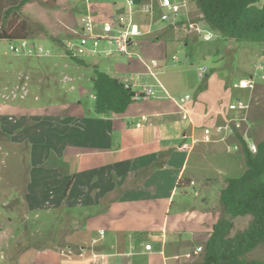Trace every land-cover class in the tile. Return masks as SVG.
Here are the masks:
<instances>
[{
	"label": "rangeland",
	"instance_id": "1",
	"mask_svg": "<svg viewBox=\"0 0 264 264\" xmlns=\"http://www.w3.org/2000/svg\"><path fill=\"white\" fill-rule=\"evenodd\" d=\"M48 3L43 0H30L20 10L13 12L7 19V24L16 26L19 22L27 23L34 33L33 38L28 40L29 46L40 45L49 50L50 55L26 54L20 47V41L0 39V72H5L9 61L23 63L26 65L23 69L27 71L19 79L20 85L16 75H0V264H65L61 256L64 257L66 253L64 242L72 227L69 224L71 215L64 211L67 209L66 200L59 205L54 202L57 199L54 193L61 192V188L55 183H50L49 187L52 188L49 197L47 194L42 195L44 191L41 188L33 187L34 184L38 185V176L37 180H33L38 174H34L32 178L29 173L34 169L38 170V167H46L38 163L50 151L54 141L64 144L69 139V128L66 126L68 121L75 119L72 116L62 117L65 111L70 113L79 109L86 117L93 114L94 66L97 65L100 70L114 75V70L118 68L128 70V63L136 58L123 54L106 56L97 52L80 56L83 63H79L66 53L67 41L78 36L81 17L90 12L97 20V26L113 22L116 16L125 20L128 12L127 0H50ZM263 3L264 0H260L256 5L262 6ZM188 6L189 10H183L184 7L180 6L179 14L185 17L182 13H186L190 22H196L201 13L192 0L188 2ZM181 26L183 25L180 24ZM137 39L134 37L135 41ZM229 40L216 33L214 39L204 41L201 35L190 32L187 45L177 42L173 47L168 46L166 59L162 49L163 53L158 57L160 61L156 60L165 72L170 71L172 76L179 77L180 84H167V79L170 80L169 72L163 75L159 70L158 79L165 89L156 88L151 101L167 96L177 101L186 99L190 101L184 105L188 109V106L197 101L201 91H208L215 98L214 103L225 105L227 111H234L228 108V104L239 99L248 102L252 96L248 110L234 111L236 113L233 116L244 120L242 127H248L247 133L242 134L246 143L257 144L264 137V78H261L264 75V44L233 40L230 44ZM11 45L18 47V51H12ZM104 48L105 44H101L98 50ZM130 50L142 56L136 46L130 47ZM174 55L178 57V61L173 59ZM207 73L209 76L216 73L219 80L226 82L224 85L229 87V92L222 89L219 84L221 81L217 82L214 92V86L207 84ZM249 74L252 75L255 85L253 89L241 85L243 78L251 79ZM40 79L48 81L49 84H41ZM151 81L155 83L154 79ZM219 87L225 94L218 92ZM206 100L204 98L199 103L204 109L211 105ZM151 101L134 100L127 110L140 114L148 109ZM85 119L77 118V121L82 122ZM230 124L233 126L232 131L228 132L231 136L224 145L226 148L219 143L215 145L224 147L223 158L213 155L212 151H206L201 163L194 164L192 154L185 173V176H194V186L197 187L204 183L205 178L210 177L212 192L207 197L209 207L206 209H221L219 197L217 198L221 187L228 178L240 176L246 167L240 141L235 133L236 131L241 135L244 130L239 132L235 120ZM51 126L58 128V131L45 132ZM213 130L215 131L214 128ZM234 145L240 146V149H233ZM216 158L220 160L219 165ZM223 160H226L225 166ZM217 169L220 171L216 172ZM192 186L179 190L169 203H165L164 209H171V213L175 209H205L202 195L198 196ZM233 219L232 234L245 228L250 216ZM204 236L205 233L192 239V243L200 244ZM248 257L251 258L249 255ZM248 257L246 256L247 259ZM198 261L199 257L193 264Z\"/></svg>",
	"mask_w": 264,
	"mask_h": 264
},
{
	"label": "crops",
	"instance_id": "2",
	"mask_svg": "<svg viewBox=\"0 0 264 264\" xmlns=\"http://www.w3.org/2000/svg\"><path fill=\"white\" fill-rule=\"evenodd\" d=\"M115 18L112 20H124L118 16ZM143 18L142 26L149 28L150 32L137 37L132 47L136 46L145 58L160 61L158 57L164 50L163 57L166 59L168 46L173 47L177 42L187 45L190 41L187 26L174 27L157 20L149 24ZM182 18L186 25L187 19ZM229 42L232 44L233 41ZM174 57L178 61V57ZM158 65L160 74L169 72L170 82L167 79V84H180L179 77L172 76L170 71L165 72L160 62ZM23 66L26 65L9 61L5 72H0V75H16L19 84V79L27 73ZM128 66L126 71L119 68L114 70L112 76L121 79L144 69L137 58H133ZM205 77L206 80L209 77L207 84L214 86V92L220 81L222 89L229 92V87L224 85L226 82L219 80L216 73L211 76L207 73ZM39 82L49 84L43 79ZM207 84L205 81V87ZM158 89L164 90L165 87ZM222 89L219 87L218 92L225 94ZM204 98L211 103L208 109L199 105ZM157 99L146 100L151 101L150 105L140 114L127 108L119 116L94 111L86 117L79 109L70 113L65 111L61 115L75 119L72 123L68 121L66 126L69 128V139L64 144L54 141L50 151L38 163L46 167H38L29 174L32 178L38 174L33 179L37 180L38 176V185L34 184L33 187L41 188L44 191L42 195L49 197L50 183H55L61 192L54 193L57 198L54 202L59 205L66 200L67 209L64 211L71 215L69 224L72 227L64 242L67 250L64 257L61 256L63 263L193 264L197 257L200 258L202 251L197 252V247L203 249L211 226L222 215V209H206L209 207L207 197L212 192L210 177L205 178L201 186H194V176H185L189 160L193 154L194 164H200L206 151L223 158L224 145L231 135L224 129L218 130V126L235 120L239 132L244 130L241 135L247 133L248 127H242L244 120L233 116L236 112L227 111L225 105L214 103L215 98L208 91L199 93L197 101L188 106L186 114L180 111L179 104L186 105L190 101H177L169 96ZM144 116L146 121L142 120ZM77 118L86 119L81 122ZM57 129L51 126L45 132L55 133ZM217 143L224 147H215ZM239 149L240 146L235 150ZM219 161L217 159L218 165ZM223 161L225 166L226 160ZM189 181L195 193L202 195L205 209H175L173 213L171 209H164L165 203H169L179 190L190 187ZM68 182L70 184L66 190ZM100 230L103 231L101 235ZM204 233L200 244L192 243V239ZM94 238L97 242L92 244ZM248 255V259L264 261V245L257 246ZM220 264L239 263L237 260H227Z\"/></svg>",
	"mask_w": 264,
	"mask_h": 264
},
{
	"label": "trees",
	"instance_id": "3",
	"mask_svg": "<svg viewBox=\"0 0 264 264\" xmlns=\"http://www.w3.org/2000/svg\"><path fill=\"white\" fill-rule=\"evenodd\" d=\"M29 1L0 0V39L19 41L33 38L34 33L27 23L19 22L16 26L7 24L13 12ZM43 1L48 3L50 0ZM134 1L139 3L141 0ZM258 1L195 0L202 14L196 22L212 29L225 40L264 44V3L257 6ZM66 53L75 61L83 63L81 58L73 56L67 49ZM92 80L93 108L97 114L122 115L134 101L132 90L125 87L119 78L100 70L97 65L94 66ZM235 133L246 167L240 176L228 178L220 189L222 215L212 224L197 264H220L227 260H237L239 264H264V261L246 258L257 246L264 245V137L257 142L256 151L253 152L242 135ZM246 215L250 216L248 225L231 235L233 218Z\"/></svg>",
	"mask_w": 264,
	"mask_h": 264
},
{
	"label": "built area",
	"instance_id": "4",
	"mask_svg": "<svg viewBox=\"0 0 264 264\" xmlns=\"http://www.w3.org/2000/svg\"><path fill=\"white\" fill-rule=\"evenodd\" d=\"M128 1V12L124 21L117 22L113 21L111 23H102L97 26L92 14L87 12L83 17H81V27L78 36L66 43V49L75 57L83 56L86 53H97L102 52L106 56H111L113 54H123L128 57L135 56L143 66V70L138 73H131L130 75L123 77L120 81L125 87L132 90L133 100L144 101L152 98L156 93V88H162V84L158 79L159 63L154 58H144L136 52L130 50L133 44H135L134 37H139L143 34H148L150 32L149 28L142 26L141 20L145 17L149 24L153 20H157L169 26H187L189 32H195L201 35L204 41H209L215 38L216 32L210 28L204 27L199 22H190L187 18L188 14H184L187 22L184 25V19L179 14L180 6H183V10H189L188 2L190 0H141L136 3L134 0ZM192 3L196 6L195 0ZM132 7H136L133 10ZM202 17V14L201 16ZM20 47L25 51L26 54H36V55H50V51L44 49L42 46H29L28 40H19ZM101 44H105L103 50H98ZM10 49L14 52L18 51V47L11 45ZM173 59H176L174 57ZM203 67V70H206ZM262 69V67L260 68ZM201 75V73H199ZM264 78V75L261 76ZM154 79L155 83L151 81ZM241 85L245 88L253 89L255 87L252 77L251 79H243ZM180 111L187 113L186 107L180 103ZM230 110L234 111H247L249 108V103L241 99L237 102H232L228 105ZM143 121L147 118L144 116ZM231 122V121H230ZM228 122L223 126H218L217 129H224L225 131H232V126ZM137 125H140L137 123ZM249 149L253 152L256 151L255 143H247ZM239 148L238 145L235 149ZM102 230L99 231L101 235ZM97 239H92V244L96 243ZM202 247H197V252L202 251Z\"/></svg>",
	"mask_w": 264,
	"mask_h": 264
}]
</instances>
